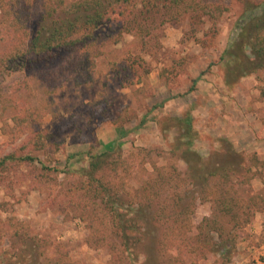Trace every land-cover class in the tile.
Instances as JSON below:
<instances>
[{"label":"rangeland","instance_id":"obj_1","mask_svg":"<svg viewBox=\"0 0 264 264\" xmlns=\"http://www.w3.org/2000/svg\"><path fill=\"white\" fill-rule=\"evenodd\" d=\"M209 1L227 8L214 27L206 22L191 32L187 18L166 23L146 51L130 35L114 45L110 38H117V29L104 30L97 42L102 53L86 83H75L80 61L75 53L0 74V94L17 93L11 103L0 101V160L7 155L34 160L8 159L0 167V264H117L110 248L118 241L106 229L105 213L92 206L81 213L73 206L79 201L73 183L88 169L90 155L112 148L131 154L123 179L130 193L153 174L152 164L164 173L173 166L182 176L190 165L207 170L228 165L243 172L248 160L240 154L264 160V73L236 80L223 56L244 11L264 0ZM187 115L194 130L189 151L175 121ZM110 180L117 186V178ZM250 184L254 191L263 188L257 177ZM180 190L189 193L186 184ZM210 214L211 204L198 202L193 225ZM254 219L238 232L229 264L243 260L240 243ZM154 227L148 220L143 224L136 256L125 264H158ZM197 261L220 264L216 254Z\"/></svg>","mask_w":264,"mask_h":264},{"label":"trees","instance_id":"obj_2","mask_svg":"<svg viewBox=\"0 0 264 264\" xmlns=\"http://www.w3.org/2000/svg\"><path fill=\"white\" fill-rule=\"evenodd\" d=\"M226 9L221 1L209 0H0V74L46 65L75 53L80 57L75 66V83L80 85L91 80L90 70L102 53L97 42L105 36L104 30L117 29V38H110L112 44L130 35L138 38L142 51H146L166 23L187 18L190 31L197 32L206 22L214 27ZM236 28L234 38L223 51L232 63L236 80L264 73V3L245 10ZM230 47L235 53L228 51ZM194 84L195 80L189 91ZM16 94L13 91L12 97H7L1 90L0 101L11 103ZM26 111L31 113L29 108ZM175 121L183 130L180 140H186L181 144L189 151V141L194 137L192 118L187 115ZM240 155L248 160L240 173L228 165L211 170L190 165L181 176L173 166L164 173L152 164L153 174L130 193L123 179L128 174L126 159L132 155L124 156V152L112 148L89 156L88 169L73 183L72 189L79 197L73 206L81 213L87 206L105 213L102 219L107 218L106 229L118 241L117 247L110 248L117 264L133 260L147 220L157 230L158 264H199L197 260H205L209 254H216L220 264H229L236 252L238 232L251 223L256 213L264 211V160L255 153ZM8 159L34 161L29 155H7L0 160V167ZM107 170L113 175L109 176ZM256 177L263 184L258 191L250 184ZM111 178H117V186ZM181 184L189 187L190 194L182 193ZM203 201L211 204V214L195 226L191 217L198 202ZM261 262L264 264V257Z\"/></svg>","mask_w":264,"mask_h":264},{"label":"crops","instance_id":"obj_3","mask_svg":"<svg viewBox=\"0 0 264 264\" xmlns=\"http://www.w3.org/2000/svg\"><path fill=\"white\" fill-rule=\"evenodd\" d=\"M246 229L248 236L240 243L243 260H237L236 263L246 264L254 260L253 264H263L260 257H264V212L256 213L253 223Z\"/></svg>","mask_w":264,"mask_h":264}]
</instances>
